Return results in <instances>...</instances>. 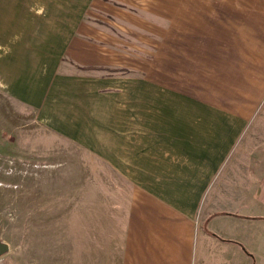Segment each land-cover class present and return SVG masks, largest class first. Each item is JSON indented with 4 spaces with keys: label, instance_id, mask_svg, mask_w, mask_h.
I'll list each match as a JSON object with an SVG mask.
<instances>
[{
    "label": "crops",
    "instance_id": "crops-1",
    "mask_svg": "<svg viewBox=\"0 0 264 264\" xmlns=\"http://www.w3.org/2000/svg\"><path fill=\"white\" fill-rule=\"evenodd\" d=\"M0 86L133 189L119 264L261 259L264 0H0Z\"/></svg>",
    "mask_w": 264,
    "mask_h": 264
},
{
    "label": "rangeland",
    "instance_id": "rangeland-1",
    "mask_svg": "<svg viewBox=\"0 0 264 264\" xmlns=\"http://www.w3.org/2000/svg\"><path fill=\"white\" fill-rule=\"evenodd\" d=\"M103 161L50 132L0 86V240L9 246L0 264H119L112 251L133 189Z\"/></svg>",
    "mask_w": 264,
    "mask_h": 264
},
{
    "label": "water",
    "instance_id": "water-1",
    "mask_svg": "<svg viewBox=\"0 0 264 264\" xmlns=\"http://www.w3.org/2000/svg\"><path fill=\"white\" fill-rule=\"evenodd\" d=\"M9 251V246L0 240V257L5 255Z\"/></svg>",
    "mask_w": 264,
    "mask_h": 264
}]
</instances>
